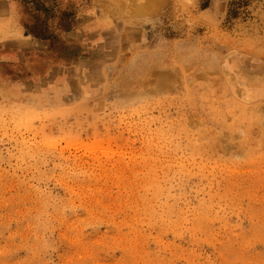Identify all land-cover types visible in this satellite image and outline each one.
Returning a JSON list of instances; mask_svg holds the SVG:
<instances>
[{"label":"rangeland","instance_id":"obj_1","mask_svg":"<svg viewBox=\"0 0 264 264\" xmlns=\"http://www.w3.org/2000/svg\"><path fill=\"white\" fill-rule=\"evenodd\" d=\"M0 264H264V0H0Z\"/></svg>","mask_w":264,"mask_h":264},{"label":"trees","instance_id":"obj_2","mask_svg":"<svg viewBox=\"0 0 264 264\" xmlns=\"http://www.w3.org/2000/svg\"><path fill=\"white\" fill-rule=\"evenodd\" d=\"M34 30V29H33ZM33 32V31H32ZM35 35H37V33L36 32H33ZM45 38H49V37H45Z\"/></svg>","mask_w":264,"mask_h":264}]
</instances>
